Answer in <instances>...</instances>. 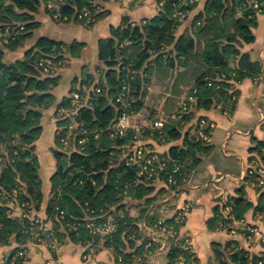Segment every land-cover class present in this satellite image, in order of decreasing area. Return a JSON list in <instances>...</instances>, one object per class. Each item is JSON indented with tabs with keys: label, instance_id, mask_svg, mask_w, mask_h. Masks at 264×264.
Returning <instances> with one entry per match:
<instances>
[{
	"label": "trees",
	"instance_id": "16d2710c",
	"mask_svg": "<svg viewBox=\"0 0 264 264\" xmlns=\"http://www.w3.org/2000/svg\"><path fill=\"white\" fill-rule=\"evenodd\" d=\"M48 1L0 0V28L24 26L16 39L6 44L0 43V244H16L10 254L0 259V264H26L27 243L33 230L44 232L45 238L49 233L38 228L39 222L31 224L30 218L12 217L7 199H3V196L15 197L19 202L27 201L33 209H39L43 203V180L39 173L40 159L35 151L36 141L43 130L41 117L44 110L56 102L53 90L60 78L52 74L43 76L42 72L60 58L78 57L83 48L81 42L75 41L69 45L42 36L25 52L23 59L4 61L5 48L16 50L23 47L40 26L35 14ZM158 1L160 9L154 19L134 25L126 19L123 26L112 29L111 37L100 41L98 53L101 63L96 67L97 74L84 68L73 79L70 93L58 104V109L73 107L76 110L74 115L81 122L80 127L73 130L77 138L84 136L83 129H87L88 133L87 140L81 144L83 148L69 152L63 146L67 141L72 142L73 137H66L69 127L61 130L58 122L63 120L65 124H70L72 115H63L57 119L58 122H54L57 145L52 150L57 168L51 176L47 218L43 222L52 219L59 241L63 242L68 236L72 242L85 246L84 256L94 247H107L113 250L119 262L137 264L135 259L140 256V264H148L147 257L160 247L159 242L146 233L141 222L148 219L153 223L159 215L158 212L150 214L149 206L157 195L147 196L155 188L148 184V179L163 178L171 189L184 182L189 169L199 160L198 151L207 147V140L197 134L202 125L201 119L207 120L205 126L211 120L208 116L199 115L193 135H189L186 126L199 109L208 110L214 106L222 112L233 114L240 94L237 85L246 78L254 79L263 70L260 61L252 60L250 54L240 48L243 43L254 41L252 28L257 24L258 12H263L264 0H208L195 17L194 32H186L179 37L176 36V29L187 13L197 6V0ZM57 2L58 8L45 10L53 18V13H58L60 21L63 16L79 21V14L84 9L91 11L95 21L105 13L98 11L95 0ZM180 10L185 17L176 15ZM176 59L178 65L191 68L189 73L193 76V82L190 94L195 96V100L188 112H177L174 117H168L163 134L165 141L182 138L183 146L172 145L168 152L157 151L161 158L168 161L167 168L148 177L140 174L138 165H127L121 157L122 146L129 144L139 131L130 129L126 135L113 138L107 134V130L123 112L133 114L145 109L144 97L154 63L167 60V65L171 67ZM126 83L130 86V92L117 101ZM98 88L100 91H97ZM74 91L81 95L76 102L72 97ZM150 111V114H155L153 110ZM157 116L160 117L159 114ZM158 131L145 127L140 134L143 139L151 135L162 142ZM96 132H100V137H94ZM77 138L75 144L79 145ZM261 146L264 147L263 137L251 148L258 151V156L257 161L250 164L262 165L260 160L264 152ZM174 163L180 168L174 173L176 182L169 183V173ZM255 176L247 172L246 182L250 183ZM260 198L255 209L263 211L264 191ZM138 199H143L144 203L139 205L141 209L138 215H131L128 201ZM227 200H232L234 204L232 211L224 217L227 221L220 206H216L213 217L208 221L211 229L219 226L220 219L226 221L224 227L229 226L234 217L245 219L246 213L254 206L246 198L244 185ZM110 216L116 223V229L110 234L91 231L88 218L100 223ZM61 223L63 231L59 230ZM35 224L36 228L32 229ZM165 224L180 228L173 217L168 218ZM237 244L229 242L224 249L219 243L214 245L216 258L221 260V264H249V251L239 248ZM229 247L234 250L233 253H229V250L226 253ZM187 253L188 250L178 241L172 242L167 254L169 263L176 262ZM225 255L228 258L223 260Z\"/></svg>",
	"mask_w": 264,
	"mask_h": 264
},
{
	"label": "crops",
	"instance_id": "0c3cea01",
	"mask_svg": "<svg viewBox=\"0 0 264 264\" xmlns=\"http://www.w3.org/2000/svg\"><path fill=\"white\" fill-rule=\"evenodd\" d=\"M197 2V6L187 13L186 17L177 27L176 36L179 37L186 32H194L195 17L204 9L208 0H197ZM95 4L98 11L105 13L91 25L83 24L76 20L59 23L47 13L44 5L40 6L39 11L35 14L36 20L40 21V26L33 31V35L23 47L16 50L5 48L4 61L23 59L25 52L42 36H47L69 45L75 41L83 43L80 55L78 57L67 56L65 67L58 72L60 75L59 84L53 90L57 100L56 104H58L69 94L73 79L79 76L84 68L90 69L97 74L96 67L101 63L98 53L99 43L101 40L112 36L113 28L123 26L126 19L132 25L144 24L154 19L160 9L158 0H95ZM252 30L255 35L254 41L243 43L240 49L243 52H248L252 60L260 61L263 65L259 80L255 81L253 78H246L237 85L240 94L233 114L222 112L218 107L214 106L211 109H199L196 112L198 117L199 115H205L214 122V126L210 129L211 133L209 134L211 139L205 143L207 147L198 151L199 160L189 169L184 182L171 190L170 187L167 188L168 185L159 182L157 185L160 188L155 186L152 193V195L156 194L160 197H156L151 204L153 202L155 204L158 201H166V205L170 206L173 214L177 209L185 210L184 207L188 206V212L186 211L187 218L181 229L185 235L183 237L186 238L187 236L190 240L192 251L189 253L193 252L195 254L198 264H215L218 262L214 251V245L217 243L223 245V249L229 242L240 241L239 243H241L239 231L237 230L241 225L243 229L245 225L236 217L229 224L231 223L232 226L235 220L240 221V224H237L235 227L232 226L234 229L231 232L227 229L229 226L224 227L223 225H219L220 227L218 226L215 229L209 227L208 221L213 217L215 207L220 206L221 211H223V207L226 204L232 205V200L227 199L231 195H236L238 188L244 185L247 200L254 204L245 215L246 222L250 223L255 219L254 211H256L255 208L261 199L259 194H256V189L252 184L246 182L245 172L251 159V153H255L253 152L254 150H251L255 146V139H261L264 135L263 126L261 127L263 121H260V119L264 118V10L263 12H258L257 24ZM164 58L166 59V57ZM166 61L154 63V68L150 71V83L147 86V90H149V93L152 90L156 91L160 100L159 102H155L154 105L145 106V108L153 110L155 112L154 117L158 114L165 118L175 115L180 107V102L188 93L187 89H185L182 96L180 95L176 105L169 113H164L163 103L172 95L173 86L177 83V79L180 76L189 74L191 75L190 77H193L189 73L191 72V68L188 69V67L178 65L177 59L171 67L167 65ZM190 82L191 86L192 82ZM157 85L161 87L155 90L154 88ZM180 88H182V85H180ZM146 94L144 100L148 98V92ZM55 105L50 107L49 110L44 111L42 117L43 131L40 140L42 142H44L43 140H46V142L51 141L48 143L50 150L53 147L52 142L54 141L55 125L51 116ZM198 117L196 118L195 116L192 122L186 126L187 129L189 128V135H193L196 130L195 123ZM146 121H150V119L147 117ZM142 124H146V122ZM144 140L150 147L155 148L160 153L168 152L172 145L183 146L182 138L170 142H159L151 135H147ZM41 141H36V144L39 145ZM217 144L219 145L216 146ZM219 156L223 167L220 166L221 163L217 167L214 164ZM53 157L54 155L49 156L51 161ZM53 162L52 164H54ZM200 163L203 165V169L199 172L197 167L200 166ZM51 167L53 171L47 176L39 168V173L43 180L44 193V200L41 206L42 211H45L44 207L47 205L50 197L51 176L55 172V166L51 165ZM142 203H144L143 199L128 201L131 215L139 214V210L141 209L139 205ZM222 213L225 217L224 211ZM12 248V245H0V259L4 257L5 253L8 254ZM85 248V246L82 247L80 244L72 242L68 236L64 238L63 243L60 242L56 250L57 257L52 256V258V252L47 247L30 246L27 250L28 260L26 264H84L85 262L94 264H125L116 260L111 248L94 247L93 251L84 256ZM169 249V245L165 248L160 246L152 254L154 255V259L150 264H189L182 261L181 258L174 263H169L167 255ZM253 249L251 248L252 251H254Z\"/></svg>",
	"mask_w": 264,
	"mask_h": 264
},
{
	"label": "rangeland",
	"instance_id": "374dc122",
	"mask_svg": "<svg viewBox=\"0 0 264 264\" xmlns=\"http://www.w3.org/2000/svg\"><path fill=\"white\" fill-rule=\"evenodd\" d=\"M194 1H196V0H194ZM58 5H59V3L57 2V0H49L48 3H47V5L46 6L44 5V7L48 10V8L49 9L58 8ZM58 15H59L58 13H53V16H54L53 19H55L59 23L60 22H63V21H68L69 20L67 16H63L62 19H61V21H60L59 19L61 17H58ZM180 18H183V17H180ZM79 19L81 20L80 17H79ZM80 20L78 22H80ZM83 20H84L83 24H87L88 25V23L90 22V21L88 22L86 18L85 19L83 18ZM80 23H82V22H80ZM1 42H3V44H6V42H4V40L2 38V35L0 33V43ZM65 59L66 58L63 57V58L58 59L59 60L58 62L55 61L52 64V67H50L47 70H44L42 72V75L43 76H46L48 74H52L53 76L58 75L59 78H60V75H59L58 72H59V70H61L62 68L65 67V65H66V63H65L66 60ZM48 63L50 64L49 61H48ZM190 76L191 75L186 74L184 76H180L177 79V83L173 86V89H172V95L168 98V100L165 103H163V105H164V113H169L171 111V109H173V107L176 105V102L180 98V95L181 96L183 95V92L185 91V89H187V92L188 93H187L186 96L183 97V99L184 100L185 99H188L187 96L190 94L191 87H192V85L190 86V84H189L190 79H191V82H193L192 77H190ZM254 80L255 81H258L259 80V76L258 77H255ZM151 83H152V81H151ZM182 83H184V84H182ZM180 85H182V88H180ZM189 86H190V88H188ZM159 87H161V86L160 85H157V86H155L154 89L156 90V88H159ZM86 89H87V87H86ZM147 92H148V96H147L148 98H146V100H144V107L145 106L148 107V106L154 105L155 102H157V101L159 102L160 98H159V96H158V94H157L156 91H153L152 90V92H151L152 94L149 93V90H147ZM78 100H80V99H78ZM75 101H76V99H73V102H75ZM55 104H56V102L52 106H54ZM58 104L55 105V107L53 109V112H52V116H51L52 119L54 120V122H56V121L58 122L57 119L60 118L59 115H58V112H59V110H63V107H60L58 109ZM72 109H73V107L70 108V110H72ZM148 109L149 108H145V109L141 110V111H145L146 110L145 112L142 113L140 111V112L135 113L136 115H133L132 116L131 122L135 126L133 130L136 131L137 129H142V128H145V127L153 128L151 126L152 122L155 121V120H158L159 118H155L153 116L154 114H150L151 111L148 110ZM46 110H49V108L48 109H45L44 111H46ZM181 112L184 113V111H181ZM150 116H152L153 118H151ZM170 116H172V115H170ZM42 117H43V115H42ZM42 117H41V123H42ZM147 117L150 119V121H146L147 120ZM168 117H166V118L163 117L161 119H165L166 120ZM197 117H198V115H196V118ZM74 120H75V117L71 118V123L70 124H65L64 122H62L63 120L60 121V122H58V126H59V128H61V130L63 128L67 127V126L70 128L69 131L66 133V137H68V138L73 137L72 142H71V140L70 141H67L66 142L67 144L65 146H63L69 152H72V151H75V150L78 151L79 149H82L83 148L82 145H81L82 143H80L79 141H78L79 145H76L75 144V139L77 138V133H74L73 132L74 128L71 127V125H74L75 124L74 123ZM260 121H263L261 123V127L263 126V130H264V118L263 119H260ZM144 122H146V124H142ZM140 124H142V125H140ZM201 128H203L204 131L209 136V134L211 133V131H210L211 127L205 126V125H203V126L201 125V127L199 129H201ZM140 132L141 131H139V135L141 136ZM198 132H199V130H198ZM198 132H197V134L200 135V133H198ZM40 138L41 137H39V139H38L39 141H41ZM263 138H264V135H263ZM55 140L56 139L54 138V141L52 142V146H56L57 145V143H56ZM156 140L159 141V139H156ZM255 140L257 141L258 139H255ZM43 141L44 142H42V141L39 142V145L36 146L35 151H36L39 159H40V156H41V159L39 160L40 161V169H42L43 174L45 176H47V175H50L51 171H53L51 165H54L55 166V170H56L57 166H56V163H55L56 160L53 162L54 157H53V160L52 161L49 158V156H52L53 155V150L52 149L51 150L49 149V144H48L51 141L50 142H46V140H43ZM142 141L147 146V143L145 142V140L143 138H142ZM125 145H126V143L123 145L124 147L122 146V151L123 152L121 153V157H123L127 153V149L125 148ZM218 145L219 144H217L216 146H218ZM255 146H256V143H255ZM147 149L150 152H152V151L157 152V150H155V148L150 147V146H147ZM261 149L264 152V147H262ZM254 152L255 153H251L252 154L251 155V159L248 162L249 165H250V167H249V165H247V167H249V169L250 168L253 169L254 171H257L256 169H254L255 167H259V168L261 167V168L264 169V158H263L264 156L261 157V160H260V162H261L262 165L250 164L251 162L257 161L256 157L258 156V151L257 150L256 151L254 150ZM52 162L54 164H52ZM214 164H215L216 167H217L218 164H220V166L223 167L222 160L220 159V156H219V158L216 159V161L214 162ZM202 166L203 165H201V163H200V166L197 167L198 168L197 170L199 172L203 169ZM247 167H246V169H247ZM248 171H249L248 173H250V170H248ZM261 178H262L261 179L262 181H260V179H254V178H253L252 181H250V184H252V186L256 189V194L257 195L259 194V196L262 195V192L264 191V172H263V177H261ZM147 182H148L149 185H154V186L159 187V188H160V186L157 185L159 182H162V183H164V184L167 185L166 181L163 178L162 179L161 178H155L153 181L150 180V179H148ZM168 182L170 183V181H168ZM167 188H169V187H167ZM170 190H171V188H170ZM171 194H172V192H171ZM151 195H152L151 192L147 194L148 197L151 196ZM157 197H160V196L157 195ZM3 199H5V200L7 199V203L6 204L9 206V212H10V215L12 217H19V218H24L25 217V218H30L32 220V222L34 220H36L37 223L39 222V226H38L39 229L41 227H45L46 230L49 231L48 235L45 238L43 236L44 232L41 233V232H39V231L36 230V232L38 234H31V239L27 243V247L28 248L30 246L31 247H34V246H36V247H38V246L39 247L40 246L41 247H47L52 252L51 257L52 256L53 257L54 256L57 257L56 250L58 249L61 241H59V238L57 237V235H55L54 225H53L54 222L52 221V219L43 222V219L47 218L46 208H45L46 206L44 207L45 211H42L41 210L42 204L39 207V209H33V207H29L28 206L29 204L27 203V201H25V202H19L18 200L15 199V197L6 198L4 196H3ZM159 202L160 201H158L155 204L153 202L149 206V208H150V214L153 213V212H156V214L158 212V214H159L158 216H156V218L154 219V221H152L153 223H150V221L148 219H144L143 221H141L142 224H143L142 226L146 230V233L149 234L154 240L156 239V241L159 242L160 246H163V248H165L168 245L170 246V244L172 242H174V241H178L181 244L182 247L184 245L188 244V241L190 242V240H189V238L187 236H186V238L183 237L185 235L182 233V229H181L182 226H180V228H177V230H176L177 236L176 237H173V238H170L169 235L166 234V232H165V230L163 228H159L156 225V223H160V222H163V221L166 222V220L168 218H172V217L174 218L178 214V212L181 211V210H179L180 209L179 208L173 214L172 209L170 208V206H167L166 205V203H167L166 201H163V202H160V203ZM233 205L234 204H232V205L226 204V206L223 208V211L225 213V217L227 216L229 210L232 211ZM263 205H264V201L262 203V206ZM184 209H185V211L188 212V206L187 207H184ZM254 212H255V214H254L255 215V219L253 221H251L250 223H247L245 219H241V223L244 224L245 227L243 226V229H242V227H241L242 225H241L240 228H238V230H237V231H239V236H240V239H241V243H239L240 242L239 241L238 244H237V246L239 248H245V249H247L249 251V254H250L249 260H248V263L249 264H264V210L261 211L260 209H258V210L254 211ZM232 216L234 217L233 214H232ZM37 217H40V218H37ZM186 218H187V216H186ZM223 218H224V216H223ZM225 220L220 219L219 225H226V221L227 220L226 221ZM32 222H31V224H32ZM237 222H239V223H237ZM237 224H240V221L235 220V222L232 224V226L235 227V226H237ZM61 225L62 226H60L59 230H62L63 231V224L61 223ZM228 225H229V227L227 228L228 231H230V232L233 231L232 229H234V228L231 226V223L230 224L228 223ZM36 226H37L36 224L34 226H32V229L33 228H36ZM225 227H227V226H225ZM244 228H245V230H244ZM243 245H245V246H243ZM2 246H8V245H2ZM12 246L14 248L16 246V244L13 243ZM246 246H248V247H246ZM251 248H254L253 249L254 251H252ZM12 249H11V251H12ZM228 250H229V253H233L234 252V250L231 249V247H229L226 250V253H227ZM191 251H192V247H191V249H188V253L186 255L180 257L181 260L182 261H185V262H188L189 264H198V262L196 260L195 254L193 252L192 253H189ZM10 252L8 254H10ZM8 254L5 253L3 256L6 257ZM152 254H150L147 257V263L148 264H150L153 261V259H154L153 258L154 255H152ZM257 257H258V261H256ZM227 258H228V255H225V257L223 258V260L224 259H227ZM141 260H142V258L140 256H138L135 259V261L138 262L137 264H140L141 263ZM217 261L218 262L215 263V264H221V260L217 259Z\"/></svg>",
	"mask_w": 264,
	"mask_h": 264
},
{
	"label": "built area",
	"instance_id": "2783aa9c",
	"mask_svg": "<svg viewBox=\"0 0 264 264\" xmlns=\"http://www.w3.org/2000/svg\"><path fill=\"white\" fill-rule=\"evenodd\" d=\"M256 5H258V3H256ZM262 10H264V2L262 3ZM176 15L179 17H184L185 13L180 10L176 12ZM79 17L81 19L85 17L88 22L89 21L93 22L95 20V17L91 16V11L87 9H84L82 13L79 14ZM23 28H24L23 25H21L18 28L17 27L10 28L9 26L5 28L1 27L0 33L2 35L4 42L9 43L10 41L16 39L19 31L22 30ZM84 88H86V86H84ZM97 91H100V89L98 88ZM129 92H130V86L129 84L126 83L123 85L122 92L117 97V101H120L123 98V96L128 95ZM80 96H81L80 92L78 91H75L72 94L73 99H76V101L80 99ZM187 98L188 99H185V100L182 99V101L180 102V107L177 110V112H181V111L188 112L190 110V105L195 100V96L193 94H189ZM75 112H76L75 109L70 110V109L63 108V110H59L58 115L59 117H62L63 115L66 116L70 114L72 115V118H73L75 117L74 115ZM133 115H136V114L135 113L128 114L127 112H123L115 121L112 122V124L107 130V134H109V136L113 138L126 135L129 129H134L135 127L133 123L131 122V118ZM158 118H159L158 120H155L152 122L151 126L153 127V129L159 130L158 132L160 134L162 142H166L163 134H164V127H165V124L168 118L166 120L161 119L163 118L161 117V115ZM206 122L207 120L205 118L201 119L202 126ZM74 123H75L74 125H71V127L74 129L79 128L81 125V122L76 117H75ZM207 126L213 128L214 122L211 121L209 125ZM141 130L142 129H137L136 131H141ZM199 132L202 137L210 141V137L204 131L203 128L199 129ZM82 133L84 136L77 138L80 143H84L87 140V135H86L88 133L87 129H83ZM94 137L95 138L100 137V132H96L94 134ZM125 148L127 149V153L123 156L125 159V163L127 165H133V164L138 165L140 167V171H139L140 174H146L148 175V177H152L153 175L159 174L161 171L166 170L168 161L165 158H161L158 152H155V151L150 152L147 149V146L143 143L142 136H140L139 133L135 134L133 140L129 144L125 145ZM179 168L180 166L174 163L172 169L170 170L171 174L169 173L168 180L170 182L172 183L176 182L174 173H176L179 170ZM254 169H256L257 171H254L253 169L250 168L246 170L245 174L249 172L248 170H250V174L256 175L254 179H260V181H262L261 177H263L264 169L261 167L260 168L255 167ZM186 216H187V212L185 210H181L180 212H178V214L174 217L176 224H178L179 226H182L186 220ZM88 219H89L88 226L90 227L93 233L110 234L113 230L116 229L115 228L116 223L114 222V218L112 216L108 217L107 221L100 222V223L95 222L92 218H88ZM34 221L36 222V220ZM35 222H32V224H34ZM165 223L166 222L163 221L160 223H156V225L159 228H163L166 234L169 235L170 238L176 237L177 228L175 227V225L174 224L167 225ZM41 228L46 230L45 227H41ZM32 234H38V233L35 230H33ZM191 247L192 245L190 244L189 241H188V244L183 246V248H185L186 250L191 249Z\"/></svg>",
	"mask_w": 264,
	"mask_h": 264
}]
</instances>
